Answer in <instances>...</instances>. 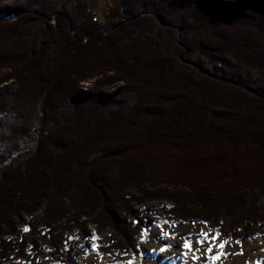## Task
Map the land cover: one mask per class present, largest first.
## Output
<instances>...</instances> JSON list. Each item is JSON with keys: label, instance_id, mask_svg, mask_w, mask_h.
Returning <instances> with one entry per match:
<instances>
[{"label": "trees", "instance_id": "trees-1", "mask_svg": "<svg viewBox=\"0 0 264 264\" xmlns=\"http://www.w3.org/2000/svg\"><path fill=\"white\" fill-rule=\"evenodd\" d=\"M84 1L0 0V264L76 262L88 223L135 254L153 200L264 236V0H119L107 34Z\"/></svg>", "mask_w": 264, "mask_h": 264}, {"label": "rangeland", "instance_id": "rangeland-1", "mask_svg": "<svg viewBox=\"0 0 264 264\" xmlns=\"http://www.w3.org/2000/svg\"><path fill=\"white\" fill-rule=\"evenodd\" d=\"M93 12H95V16L97 20L105 26L104 32L108 33L109 27L116 24L119 20L120 10H119V0H86L84 1ZM12 20L15 17L11 18ZM53 22V21H52ZM93 81L89 79L81 84L83 90L88 89L92 85ZM72 103V102H71ZM73 104V103H72ZM130 195H135V193L129 192ZM126 197V196H123ZM122 197V198H123ZM147 204L143 205H134L131 206L132 211L141 215L139 218V223L144 224L145 228L150 231L147 234H144L142 239L140 240L137 248L139 252L143 253V259L137 255L133 264H169L164 260V258H158L156 256L154 258L152 254H154L157 250H159L163 246L171 245V247H167L166 250H170V252L165 253L164 256L167 258L184 256V250L181 247V243L185 242L186 238H190L193 241V237H201L199 232L203 229L205 232L209 230L208 226L206 227L204 223L198 221H178L169 218L166 215L161 214L160 210H167L166 208H170V205H167L165 201L162 200H153L151 202H146ZM167 222V223H165ZM157 225H163V232L171 234L170 236H164L161 238L160 234L161 229L157 227ZM84 231L93 233L95 229L94 223L85 224L83 227ZM193 233H188L191 231ZM215 234V231H212V235ZM175 237V238H172ZM170 241H169V240ZM223 240H227L228 244L223 251L227 252L228 255L226 258H221L218 261H215V264H244L245 262H249L251 257L261 251L260 245H264V236L261 235H253L246 240H233L230 238H225L222 235L220 236L217 244ZM239 241V243H237ZM88 246H83L84 250L80 253L79 259L74 262L73 260L65 263V264H98L104 262L105 264H115V258L111 259L108 255L101 254L98 250L92 249V244L96 243V241L91 240V242H87ZM193 249L198 246L193 243ZM206 248V247H205ZM155 250V252L153 251ZM204 248H201L199 251L203 252ZM173 251V253H172ZM205 252V250H204ZM107 254V253H106ZM209 254L208 260L210 259ZM161 255V257H164ZM133 259V254L121 255L118 259L119 264H126L127 261ZM187 260H192L191 254L189 253ZM36 264H54L50 259L45 257L37 260ZM18 264V263H15ZM60 264V263H58Z\"/></svg>", "mask_w": 264, "mask_h": 264}, {"label": "snow or ice", "instance_id": "snow-or-ice-1", "mask_svg": "<svg viewBox=\"0 0 264 264\" xmlns=\"http://www.w3.org/2000/svg\"><path fill=\"white\" fill-rule=\"evenodd\" d=\"M167 223V222H165ZM205 224V226L207 227V222H202ZM157 227H159L161 229V238H163L164 236H170L171 234L169 233H166V232H163V225H157ZM24 232H28L29 231V228L28 227H25L23 229ZM150 230L145 228L144 230V234H147ZM212 229L209 228V230L207 232H205L203 229L200 230L199 232V235L201 237H203V239H197L195 241V244L198 246L196 248V251H199L201 248H204V250L208 253V254H212L213 253V249L216 248L217 251H216V254L215 255H210V259L215 262V261H218L220 260L221 258H226L228 253L223 251L225 249V247L227 246L228 244V241L227 240H223L221 242H219L217 244V241L219 240L220 236H221V233L219 231V229H216L215 230V235H212ZM86 239H91L93 241H96L99 239V237L95 234V233H90L88 234L86 237ZM172 238H175V237H172ZM207 243V247L205 248V244ZM237 243H239V241H237ZM92 249L93 250H98L99 248V245L96 244V243H93L92 244ZM167 247H171V245H168V246H163L159 249V252L160 253H164L167 249ZM182 249L184 250V256L185 258H187L188 254L190 252H192L193 250V243L191 241L190 238H186L185 239V242L184 244L182 245ZM155 252V250H153ZM127 254V253H125ZM137 255L140 256L141 259H143V253L142 252H139V250H137V253L133 254V259L132 260H129L126 262V264H133L134 260L136 259ZM193 260L195 259H198V257H196L195 255H193Z\"/></svg>", "mask_w": 264, "mask_h": 264}, {"label": "bare ground", "instance_id": "bare-ground-1", "mask_svg": "<svg viewBox=\"0 0 264 264\" xmlns=\"http://www.w3.org/2000/svg\"><path fill=\"white\" fill-rule=\"evenodd\" d=\"M192 231H194V230L188 231V233H193ZM160 234H162V233H160ZM192 239H193L192 243H195V241L197 239H203V237L197 236V237H193ZM183 244L184 243H181V247H182ZM260 246H262L261 247V251H259L257 254L252 256L250 261L249 262H245L244 264H264V245H260ZM205 247H207V243L205 244ZM216 251H217V249L214 248L213 249V253L211 255H215ZM168 252H170V250H166L164 253H160L159 250H157L154 254H152V256L154 258H156V256H159L158 258H164V260L166 262H168L169 264H215L211 259L208 260L207 256L209 254L206 251L204 252V250H203V252L202 251H196V249L194 248L192 250V252H190L191 257H193V255L198 257V259H195V260H193V258H192V260L184 259L185 256H182V255L181 256L177 255L176 257L167 258L166 256H164V254L168 253ZM172 253H173V251H172ZM161 255L164 256V257H161Z\"/></svg>", "mask_w": 264, "mask_h": 264}, {"label": "water", "instance_id": "water-1", "mask_svg": "<svg viewBox=\"0 0 264 264\" xmlns=\"http://www.w3.org/2000/svg\"><path fill=\"white\" fill-rule=\"evenodd\" d=\"M72 103H73V101H72Z\"/></svg>", "mask_w": 264, "mask_h": 264}]
</instances>
